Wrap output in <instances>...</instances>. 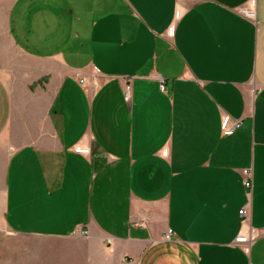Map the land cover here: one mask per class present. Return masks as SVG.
Listing matches in <instances>:
<instances>
[{"label": "crops", "instance_id": "0c3cea01", "mask_svg": "<svg viewBox=\"0 0 264 264\" xmlns=\"http://www.w3.org/2000/svg\"><path fill=\"white\" fill-rule=\"evenodd\" d=\"M0 264H264V0H0Z\"/></svg>", "mask_w": 264, "mask_h": 264}, {"label": "built area", "instance_id": "2783aa9c", "mask_svg": "<svg viewBox=\"0 0 264 264\" xmlns=\"http://www.w3.org/2000/svg\"><path fill=\"white\" fill-rule=\"evenodd\" d=\"M240 13H242L243 15H245L248 18L254 19L256 18V9L252 6H243L239 9ZM84 83V81H83ZM161 88L164 90L165 89V85L164 83L161 84ZM130 85L127 86V92H126V99H130ZM243 124L242 120H237V119H232L228 116L223 117L222 122H221V128L223 131L224 135H231L236 128H238L239 126H241ZM76 150L78 151H82L83 147L81 145H78L76 147ZM244 173L249 177L251 176V170L249 169H245ZM246 186L248 188L252 187V179H247L246 180ZM240 215L243 218H248L249 217V211L246 207H243L242 209H240ZM173 238V231L171 229H169L165 234H164V239L166 240H171ZM237 242H241L244 243L246 245H249L250 241H251V237L248 235H239L236 238Z\"/></svg>", "mask_w": 264, "mask_h": 264}]
</instances>
